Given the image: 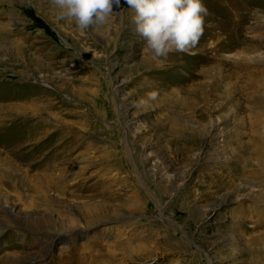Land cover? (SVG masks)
I'll use <instances>...</instances> for the list:
<instances>
[{
    "label": "rangeland",
    "instance_id": "obj_1",
    "mask_svg": "<svg viewBox=\"0 0 264 264\" xmlns=\"http://www.w3.org/2000/svg\"><path fill=\"white\" fill-rule=\"evenodd\" d=\"M202 2L199 42L161 64L125 0L83 33L50 0H0L2 264H264V0ZM20 212L54 214L49 253Z\"/></svg>",
    "mask_w": 264,
    "mask_h": 264
},
{
    "label": "clouds",
    "instance_id": "obj_2",
    "mask_svg": "<svg viewBox=\"0 0 264 264\" xmlns=\"http://www.w3.org/2000/svg\"><path fill=\"white\" fill-rule=\"evenodd\" d=\"M133 11L135 31L146 40L153 59L161 64L173 52H184L197 45L204 31L207 14L202 0H125ZM59 20L74 24L81 33L109 22L113 6L120 0H50ZM155 92L147 94L139 105L147 108Z\"/></svg>",
    "mask_w": 264,
    "mask_h": 264
},
{
    "label": "bare ground",
    "instance_id": "obj_3",
    "mask_svg": "<svg viewBox=\"0 0 264 264\" xmlns=\"http://www.w3.org/2000/svg\"><path fill=\"white\" fill-rule=\"evenodd\" d=\"M28 114H30V113H25V116L24 117H27V120H28V123H29V125L31 126V127H29V128H32L31 130H29V129H27L26 130V132H25V137H26V139L28 140V142H32V141H35V140H37L36 141V143H35V145H36V148H37V146L38 147H40V146H42V144L41 143H43L44 142V139H48L49 137V134H48V132H43L41 129H39V128H36V125H38V123H40V121H36L35 123H34V121H33V118L31 117V116H29ZM31 115V114H30ZM25 121V120H24ZM1 123L2 122H4V121H0ZM5 122H6V120H5ZM33 126H35V127H33ZM24 134V133H23ZM33 143V144H34ZM60 149V148H59ZM54 150V149H53ZM29 151V150H28ZM52 151V150H51ZM58 152V151H57ZM52 154V153H51ZM66 154V152L65 151H61L60 153H53L51 156H49V158H47L46 157V159H48V160H46V162L45 163H47V166L46 167H51L52 165H54V163H55V161H57L58 160V157H60L61 155H63V157H66L67 156V154H66V156H64ZM37 157V156H36ZM42 157V156H41ZM45 158V157H44ZM42 159V158H41ZM40 159V160H41ZM38 162V161H37ZM44 163V162H43ZM48 163H50V164H48ZM86 162H84L83 160H76V162H75V170H78V169H81L82 168V166L83 167H85V164ZM37 166V165H36ZM39 166V165H38ZM41 166V165H40ZM38 168V167H37ZM43 168V167H42ZM41 171V170H40ZM41 175V174H40ZM37 177H39V176H37ZM45 177V176H44ZM52 178V180H55V179H53V177H51ZM38 179V178H37ZM40 179V178H39ZM38 179V180H39ZM43 179H45V178H43ZM46 179H47V177H46ZM50 179V178H49ZM49 181H51V180H49ZM59 181V180H58ZM42 182V181H41ZM55 182H56V180H55ZM175 184H178V182H176ZM174 185V184H173ZM58 187V186H57ZM59 188V187H58ZM171 191L173 192L174 190H173V187L171 188ZM56 192V191H55ZM123 196V195H122ZM121 197V196H120ZM118 198L117 200H119V202H120V204L119 205H122L123 207H129V206H136V205H139V199H134L133 197V200H126L125 198ZM50 198V197H49ZM116 198V197H115ZM115 198H113V199H115ZM126 198H127V196H126ZM47 199V198H46ZM127 199H129V197L127 198ZM41 200V199H40ZM50 200L48 199V202H49ZM52 202V201H51ZM50 202V203H51ZM108 202H110V201H108ZM114 202H115V200H114ZM113 202V203H114ZM117 202V201H116ZM115 202V203H116ZM103 203V205L105 204L104 202H102ZM107 203V202H106ZM111 203H112V201H111ZM98 204V203H97ZM107 204H109V203H107ZM145 204V203H144ZM103 205H102V207H103ZM219 205V204H218ZM95 206V205H94ZM105 206H106V204H105ZM112 206V205H111ZM122 206H120L121 208H122ZM100 207V206H99ZM113 207V206H112ZM111 207V208H112ZM96 208V207H95ZM109 208V207H108ZM46 209V212L48 213V209L47 208H45ZM97 209V211H93V209H90V210H92V213L94 212V213H96V212H98V213H100L99 211H101V210H98L99 208L97 207L96 208ZM96 209H94V210H96ZM101 209V208H100ZM119 209V208H118ZM125 209V208H124ZM137 209V208H136ZM12 210L13 209H11V211H10V213L13 215V212H12ZM102 210H104V209H102ZM114 210V209H113ZM113 210H111L110 209V211H112V213L111 214H113ZM35 211V210H34ZM45 211V210H44ZM44 211H42L43 213H45ZM50 211V214L51 213H53V212H51V210H49ZM54 211V210H53ZM110 211L108 212L109 214H110ZM116 211V210H115ZM123 211V210H122ZM16 212H18V211H16ZM55 212V211H54ZM88 212H90V211H88ZM103 212V211H102ZM105 212H107L106 210H105ZM124 212V211H123ZM123 212H122V215H123ZM21 213V212H20ZM19 213V214H20ZM32 213H36V211L35 212H32ZM32 213L30 214H28L27 216H26V213H24V214H22V215H24L25 216V218H23L26 222L24 223V225L23 226H26V227H28V228H30V229H32V231L34 232V233H36L37 234V236H41V240L43 239V240H46L47 242H48V244H47V253H49L50 252V249H51V247H52V243H53V239H54V236L56 235V236H60V231H58L57 229H58V226L55 224V221L53 220V218H52V216L54 215H52V216H50V214H44V215H42V216H40V215H38V216H40V217H38V216H36V219H34L35 217H32L33 215H32ZM37 213H39V212H37ZM98 213H96V214H98ZM20 214V216H22ZM104 214H107V213H104ZM108 215V214H107ZM125 215V214H124ZM16 216V215H15ZM81 216V215H80ZM97 216H99V214L97 215ZM104 217L106 216V215H103ZM88 217V216H87ZM89 217H94V215L93 216H89ZM88 217V218H89ZM95 217H96V215H95ZM84 218V217H83ZM108 218V217H107ZM128 217L127 216H124V219H127ZM91 219V218H90ZM97 219V218H96ZM95 219V220H96ZM121 220V221H125V220ZM58 220V219H57ZM86 220V219H85ZM87 221H88V219H87ZM73 221H69L68 223H72ZM86 222V221H85ZM119 222V221H118ZM66 223V222H65ZM89 223V222H88ZM91 223V222H90ZM89 223V224H90ZM125 223V222H124ZM127 223V222H126ZM171 223V222H170ZM60 224V223H59ZM108 224H111V225H114L115 224V222H114V220L112 221V223H108ZM119 224V223H118ZM72 225H73V223H72ZM174 224H172V226H173ZM76 226V225H75ZM170 226V225H169ZM87 227V226H86ZM86 227L85 228H76V227H74L73 228V226H69V230L68 231H65L63 234H65V235H67L68 237H70L71 238V236L74 234V233H76V232H78V231H81V232H83L84 234H82V240L84 241L83 242V244H88L87 242H89L90 241V239H88L87 238V236H86V231L84 232V230H88V229H86ZM130 227V225H124V228L126 229V228H129ZM45 229V231L43 230V229ZM111 229H113V227H109V230H111ZM124 229V230H125ZM66 230H67V227H66ZM83 230V231H82ZM43 231H44V233H43ZM123 231V230H122ZM33 232H31V234L33 233ZM60 238V237H59ZM113 238V237H112ZM89 240V241H88ZM66 242H68V239L66 240ZM44 244V243H43ZM91 248V247H90ZM101 248V247H100ZM147 249H149V248H143V247H137L136 248V250H135V247H134V251L136 252V254H137V259H139V260H143V259H146V258H148V256L150 255V252H149V250H147ZM144 252H146V253H143ZM8 254V253H7ZM6 254V255H7ZM98 254V253H97ZM110 255H111V253L110 252H103L102 254H100V256H99V254H98V256H96V255H94V256H92L91 257V264H113V260L112 259H110ZM9 257V256H8ZM12 257V256H11ZM13 257H15V256H13ZM6 258V256L4 255L2 258H0V264H2L3 262H4V259ZM38 259V258H37ZM26 261V260H25ZM25 261H18L17 259H15V260H12V262H11V264H29V262H25ZM117 263V262H116ZM115 263V264H116Z\"/></svg>",
    "mask_w": 264,
    "mask_h": 264
}]
</instances>
